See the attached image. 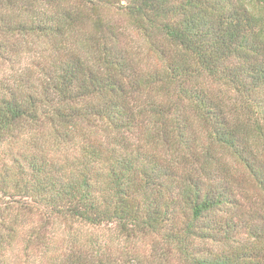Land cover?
I'll return each instance as SVG.
<instances>
[{
    "label": "trees",
    "instance_id": "1",
    "mask_svg": "<svg viewBox=\"0 0 264 264\" xmlns=\"http://www.w3.org/2000/svg\"><path fill=\"white\" fill-rule=\"evenodd\" d=\"M0 264H264V0H0Z\"/></svg>",
    "mask_w": 264,
    "mask_h": 264
},
{
    "label": "rangeland",
    "instance_id": "2",
    "mask_svg": "<svg viewBox=\"0 0 264 264\" xmlns=\"http://www.w3.org/2000/svg\"><path fill=\"white\" fill-rule=\"evenodd\" d=\"M113 19L114 20L117 19L120 22V24L122 26H124V24H125L124 19H121L118 16H114ZM126 33L128 34V36H131L130 41H131V44L134 45V42H137V40H138L135 32L132 29H126ZM97 232L99 234H102V235H110V234H116L117 230H114V227H112V226H109V227L105 226ZM149 242H150V240L147 241V239L144 241H135V243H131V244H129V246L131 247V250H134L135 252H142L143 253V252H148L147 247H148ZM162 249L163 248L161 247V251H162Z\"/></svg>",
    "mask_w": 264,
    "mask_h": 264
}]
</instances>
